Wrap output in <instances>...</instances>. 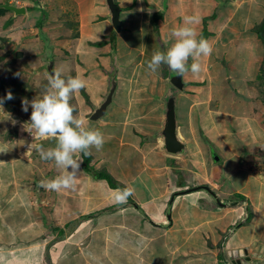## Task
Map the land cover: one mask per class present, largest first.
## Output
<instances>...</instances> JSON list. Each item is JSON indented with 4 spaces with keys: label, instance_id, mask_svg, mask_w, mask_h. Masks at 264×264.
I'll list each match as a JSON object with an SVG mask.
<instances>
[{
    "label": "crops",
    "instance_id": "0c3cea01",
    "mask_svg": "<svg viewBox=\"0 0 264 264\" xmlns=\"http://www.w3.org/2000/svg\"><path fill=\"white\" fill-rule=\"evenodd\" d=\"M83 1L85 0H81V2ZM115 1L120 6V0ZM120 7L122 10V29L125 24L124 19L128 20L132 15H136L139 18L138 31L141 34L140 37H145V44L140 48L126 43L127 47L132 48L131 50L136 49L138 55H132L130 58L136 59L133 65L135 69L130 75L131 78L134 75L138 76L136 68L143 67L147 70L142 63V57L149 51L148 38L153 41L155 47L160 49L159 51H163V47L171 46L170 42L174 43V38L170 39L168 37L169 30L176 28L180 23L183 26L193 27L197 32L198 39L206 30V38H208L211 46L215 43L211 55L201 56L198 59L197 62L201 64V71L198 74L189 71L183 76L185 89L179 95V102L181 103L183 97L186 101H190V104L188 107L189 123H182L181 132L189 145V154L185 156L170 155L160 150V144L157 147L152 146L150 148L143 141L145 138L143 135L146 134L141 131L142 129L136 128L134 124H129L131 121L129 118L130 112L126 110V115H122L119 121L114 123L108 121L107 125L104 126L108 130L107 142H104L100 149L92 147L89 150V153L93 156L92 168L107 171L117 182L123 186L126 184L132 190V195L127 197L125 204L135 203L146 214L149 211V215L154 216L151 219L153 218L154 220H152L157 221L156 223L161 226L151 224L135 207H127L122 209L125 212H119L118 205L124 206V203L115 202L113 199V195H116V189H112L106 181L97 179L92 173H87L83 169V159L79 153L75 155L81 163V174L78 175L72 188L61 189L57 192L46 190L41 187L40 182L42 180H52L58 175L66 174V170L57 168L54 161L42 159L39 153H36L33 159H29V165L22 163V166L21 163H18L15 167L13 165L15 156L14 153L11 154L13 151L11 144L6 147V153L3 149H0V170L3 168L4 173L2 174L4 176L15 174V177H18L22 184H25L23 180L27 177L29 180L31 176L35 178L38 176V185L46 191V201L49 204L43 208L36 209L37 206L33 207L34 212L36 213L37 210V214L39 210L48 212L47 208L50 207V211L52 210L55 216L61 212L63 217H66L67 215H73L76 210H78L76 211L78 215L65 222L64 227L56 225L55 228L59 233L57 236L60 237L63 232L66 240L63 238L64 240L61 239L51 246L49 242L54 229H52L51 235H44V240H42L43 236L41 240L37 241L39 232L36 214L31 216L29 222L18 221V226L20 224H25V226L10 229L12 232L14 231L10 236L11 239L5 237L7 234H4V239H10L12 243L7 244L5 240H0V262L2 261L0 264H9L3 260L6 259L7 255L13 253L16 255L17 253H24L26 257L31 256L28 264H61L60 256L72 244L70 240H73L77 235H83L81 239L77 238V241L83 248H86L84 257L80 261L68 259L67 257L66 260L62 261L63 264H221L225 261L224 256L229 250L247 249L253 244L251 241L248 242L242 239L239 234L236 235L237 231H233L230 237L223 240V235L231 231L230 226H235L237 222L234 220L229 221V219L227 222L224 221V211L229 206L227 208L220 206L216 208L214 200L211 197L209 198L208 193L204 191L187 193V191L188 188L202 185H208L216 193L222 191V189L224 190L223 184H221L224 168L222 169V167L210 163V160L213 161L214 159L212 155L216 154L222 159L221 152L219 153L220 149L228 151V159L237 160V167L239 166L238 162L243 160L244 155L246 159H251L255 155V152L249 154L250 151H248V147L251 145L249 143L250 139L255 143L256 148L259 147L256 153L264 150L263 122H257L253 118L251 120L247 117H235V119L232 118L233 114L231 112L213 111V107L216 109L221 107V93L215 99L214 87L217 84L220 85L218 80H220L227 58H231L235 54L238 44L243 42L247 32L251 31L252 33L254 28L264 21V0H132L131 3H125L123 7ZM80 9L77 10V14L81 15V17L78 16L80 21L77 23L78 30L83 31V33L80 36L77 33L75 39L79 41V44L81 41H85V38L87 42H91L93 45L104 42L107 49L103 51L110 53L113 49L112 39L114 35L111 33L113 25L110 21L109 9L100 15L97 10ZM157 13H160L162 18L157 20L156 29L154 16ZM190 16L195 17L198 22L193 25H185V17ZM97 32H100L101 36H98ZM121 33H119L116 43L119 42L118 38H121ZM103 34L108 36L103 37ZM249 38L253 37L249 35ZM168 42L169 46L166 44ZM247 42H249V39ZM253 42H255L254 39ZM86 43L84 42L81 45L82 48L83 45L86 46ZM256 43L258 42L256 41ZM216 46H218L219 51H216L215 54L214 48ZM86 51H89V49H86ZM250 60L251 58L248 57L245 61L248 68L249 63H251ZM105 61L106 59L103 60L104 63ZM212 62L221 65L214 72L211 69V67L213 68ZM109 63L108 60L106 66ZM116 64L115 56L111 60V68H103L100 71V73L105 72L104 76L102 75L101 88L104 87V81L109 84L108 77L114 68L117 69V79L119 78V69ZM124 64L125 66L130 65L127 62ZM161 66V71H166L167 78L163 77L162 73L160 75L157 72L155 73L158 75L159 81L164 82L162 92H158L159 95L165 93L170 77L168 66ZM235 69H237L236 66ZM252 75L254 76L253 72H251L249 80ZM149 76L151 75L144 72L140 74L141 78L148 77L149 79ZM214 80H217L216 85ZM123 81L125 84V80ZM252 81L250 80V82ZM104 93L103 88L101 95L104 96ZM130 100V103H126L128 107L137 105L138 100L133 98L132 94ZM214 113H218L225 118L228 117L230 121L228 123H223L222 119L218 121ZM209 115H211L213 123H206ZM232 119L240 122L231 123ZM200 126L204 130L203 133L198 130ZM156 129L157 131L161 129L160 123H157ZM186 131L189 132L188 135H185ZM50 139L54 138L44 141L47 142ZM110 145H113V148H108ZM114 161L119 162L115 164ZM42 165L48 167L51 173L46 171L42 176L38 173L36 175L34 168ZM20 166H22L23 172ZM4 167L9 168L4 169ZM225 169L228 170L227 166ZM251 172L255 173V170L251 168L247 179L253 181V178H255L254 182L260 188L259 194L255 198L262 202L264 190L261 191L259 184L262 182L257 179V176H252ZM191 178V181H193L192 186L188 185L191 183ZM26 184L24 188L22 187L26 191L24 197L30 198V201L32 199L36 201L34 196L36 191L34 184L36 182L33 184V182L28 181ZM2 185L0 189L4 194L1 192L0 208L6 206L8 217L16 218V211L20 207L21 197L16 198L18 196L17 192L15 198L6 200L8 192L15 190V187L12 189L9 184ZM27 186L28 188H25ZM183 187L186 192L182 191L183 189L181 190ZM92 190L94 191L91 192ZM80 191H84L85 194H81ZM239 191L233 189V195L236 197L238 195L244 197L248 195ZM179 192L185 193L175 199L171 221L169 222L167 220L168 206L172 195ZM101 194H104V197ZM194 195L196 197L193 199ZM100 197L103 199L101 200ZM26 201L28 200L26 199ZM92 201L96 205H90ZM29 202H27L28 210L32 208L29 206ZM102 205L105 207L100 211V215H96L95 210ZM77 206H81L85 211L83 212L81 207L77 208ZM149 206L152 207L149 209ZM22 207L24 206L22 205ZM130 210H132L131 217H128L130 216ZM3 213V221L6 223V218L4 219L6 216L5 210H3ZM85 213L88 214V217H81ZM57 217L59 218V216ZM44 218L41 219L43 223ZM51 219L46 218L47 225L54 222ZM64 220L63 218L62 221ZM42 221L40 222L42 223ZM34 225L36 227L32 230ZM66 227H73V232L66 235V229H64ZM242 227H245V225L240 226L239 230H242ZM5 244L8 248L5 247ZM21 244H24V246ZM120 254L122 258L117 263ZM46 255H49L50 258L48 263H45L44 258Z\"/></svg>",
    "mask_w": 264,
    "mask_h": 264
},
{
    "label": "rangeland",
    "instance_id": "374dc122",
    "mask_svg": "<svg viewBox=\"0 0 264 264\" xmlns=\"http://www.w3.org/2000/svg\"><path fill=\"white\" fill-rule=\"evenodd\" d=\"M3 4L16 5L18 7H26L28 9L27 14L19 15L17 17L13 12L10 11L0 15V83L6 81L9 86L7 87L6 85V88L0 86V99L5 100L7 93L10 90L9 88H12L13 91H15L14 100L9 105V107L12 109V112H9L4 105L0 104V149L5 151L6 147L12 144L11 147H13V151L11 154L14 153L15 156V161L13 162L15 167L18 165V163H21L22 166V163H24V165H29V159H33L34 155L39 153L37 151L38 147L42 146L43 149L47 150L56 147L57 145V141L55 139H50L47 142L41 139L34 140L32 136V134L34 135V132L31 134L23 127L22 123H19L17 120H15V117H21L28 121L30 120L31 108H29V111L25 113L22 110V100L27 98L29 101H31L43 93L47 86V75L52 71L49 69L51 66L52 69H60L62 71L63 78H67L69 76L75 77L79 75L81 79L84 80L85 87L79 92L73 94L70 99V104L75 109L74 115L84 120L85 128L99 130L103 135L104 142H107L108 136L106 135H108V130L106 129L107 127L104 126L107 125L108 121H113V123L115 121H119L122 115H126V110L127 112H130L129 118L131 121L128 123L131 125L134 124L136 128L142 129L141 131L146 134L143 135L145 136L143 140L145 144H148L150 148L152 146H159V141L152 140V137L156 134L155 132H157V123H161V119H163L164 105L163 103L159 102V98L162 95H159L158 92H162L164 82H160L158 75L155 73L157 72L159 75L162 73V76L165 78H167V74L166 71H161L162 66H160V68L155 72L151 70V72L148 71L149 69L147 64L151 60L153 52L160 50L155 47L153 45V41L148 38L149 51L145 56L142 57V63L146 66L147 70H145L143 67L136 68L138 76L134 75L132 78L130 77L131 73L135 69L133 65L134 61L136 60L130 58L132 55H138L136 54V49L131 50L132 48L130 49V47H127L126 43L132 46L135 45L138 48L145 44V37L142 36L141 38V34L138 31L140 25L138 16L132 15V17H129V21L126 20V18L124 19L125 24L122 29V36L121 38H118L119 42L116 44L113 43V49L110 51V53H105L103 50H106L107 47L104 46L105 44L103 42L99 41L100 43H103L102 45H93L91 42H87L85 38V41H81L79 44V41L75 38H77V33L79 36L83 33V31L78 30L79 26L77 22L80 21L79 17H81V15L76 14L77 10L80 8V10H97L100 15L104 11L108 10L106 0H85L83 2H81V0H0V6ZM44 15L46 16V21L40 29L37 23L41 21L42 17H45ZM53 20H55V22H53ZM70 20L74 23L73 28H69L67 26V24L69 25V22H71ZM181 26H183L182 23L178 24L176 28ZM171 31L172 29L168 32V37L170 39H172L170 35ZM111 33L112 35H115L116 38L119 36V33L115 31L114 28H112ZM252 33L251 31L247 32L243 42L238 44L235 54L232 55L231 58H227L220 80H218L220 85L217 84V80H214L215 85L217 84L216 87H214L215 99L221 93V107H219V109L213 107V111L216 110L231 112L233 114L232 118L247 117L251 120L253 118L254 121L256 120L257 122L261 121L264 123V82L259 79L264 61V44L261 42V40H259L258 35L254 30ZM97 34L98 36H101L100 32H97ZM248 34L253 38H249ZM103 35V37L108 36L107 34ZM248 39L250 43L247 42ZM253 39L255 42H253ZM206 40H208V38H206ZM167 41L170 42L168 39ZM256 41L258 43H256ZM84 42L87 43L86 46L83 45L82 48L81 45ZM169 42L166 44L168 45ZM170 43L172 44V42ZM214 45L215 43L212 45V48ZM169 47H163L162 50L166 51ZM86 49H89V51H86ZM216 51H219L218 46L214 48L215 54L217 53ZM115 56L117 60L116 65L119 69L118 88L116 92L117 96L115 95L114 103L109 107L105 118L98 122L91 121V115L94 113L95 109L98 108L100 103L103 102L105 98L104 96L107 93L106 91L107 89L109 90L110 87V83L108 84L107 81H104V87L101 88L102 78L105 72H101V74L100 71L103 70V68H111V60ZM248 57L249 59L251 58V63H249L250 69L247 65H245V61H247ZM104 59H106L105 63L103 62ZM108 60L110 63L108 66H106ZM125 62L130 65L125 66ZM191 63L192 60L189 59L188 64L190 65ZM212 63L213 68L211 67V69L213 72L219 69V66H221L218 64L216 65L215 62ZM235 66L237 69H235ZM249 70L254 73V76L252 75L250 79L251 81L253 80L252 82L249 80L251 76V72H249ZM142 72L150 74V78H141L142 76L140 77V74ZM108 78L110 80V76ZM123 80H125V84ZM103 88L105 92L104 96L101 95L103 93ZM131 94L133 98L138 100V102L137 105L128 107L127 104L131 102ZM189 104L190 101H186V99L183 97L181 99V103H178L177 113L181 123H189ZM214 114L218 121L221 119L223 123H228L230 121V118L228 117H226V119L218 113ZM239 122L240 121L232 119L231 123ZM206 123H213L211 120V115L207 116ZM198 130L202 133L204 132L201 126L198 128ZM256 132H258V130H256ZM188 133L189 132L186 131L185 135H188ZM249 143L251 144L248 147V151H250L249 154L255 152V155H253V158L251 159H246L244 155L243 160L238 162V167L240 168L237 167V160L228 159V151L224 149L219 150V153L221 152L220 154L222 159H220V157L217 155L214 157L213 161L212 159L210 160V163L212 162L214 165L222 167V169L224 168L223 177L221 180L224 190L222 189V191L217 193L220 200L227 202L229 206V208L224 211L223 219L225 222H227L228 219L229 221H237L235 226H230L229 229H231V231L223 235V240H226L228 237H230L233 231H237L236 235L239 234L242 239L247 240L248 242L251 241L254 244V247L252 244L251 247L247 248L249 256L252 258L248 264H264V199H262V202H259L255 198V196H257L260 191L259 186L254 182L255 178H253V181L247 179V176L252 168V170H255V173L251 172L252 176H257V179L262 182L259 183L261 191L264 190V150H262L260 153H256L257 148L259 147L256 148L255 143L252 142L251 139ZM31 144V151L27 153L28 147ZM108 148H113V145H110ZM160 150L163 151L161 145ZM217 158L219 159L217 160ZM118 162L119 161H114L115 164H118ZM22 166H20V169L23 172ZM226 166L228 170L225 169ZM8 168L9 167H4V169ZM93 168L95 171H103V169L100 170L96 169L95 167ZM49 170L50 169L44 165L34 168L36 175L39 174L40 176H42L44 172L46 173V171L51 173ZM3 171L4 170L2 168L0 170V187L2 188V184H9L11 185L12 189L15 187V190L8 192V198L6 200H12L15 198V195H17L18 192V196H16V198L21 197V204L18 211H16V218L8 217L6 206H1L0 227L2 229L0 228V240H5L7 244L12 243L10 242V236L14 232H12V230L14 228L17 229L25 226V224H20L18 226V221L29 222L31 216L35 214L38 218L37 226L39 239H37V241L41 240L45 234L51 235L52 229H54V231L52 232V236L50 238L51 241L49 243H52L53 241H60L61 239L64 240L65 238L63 239L57 236L59 233L55 227L56 225L64 227L65 222L75 218L76 215H78L76 212L78 210H76L73 215H67L66 217H63V214L60 212V214L57 215L59 218L55 216L54 213H52V210L50 211V207L47 208L48 212L39 210L37 214V210L35 213V209L33 207L37 206L36 209L43 208L49 204V202L46 201V191L38 185V176L36 178L31 176L29 180L27 177L25 180H23L25 184L28 181L33 182V184L36 182V184H34V188L36 190L34 196L36 201L34 199L30 201V198L24 197V194H26V191L23 189L25 184H22L18 180V177H15V174L13 176L9 174L8 176H4L2 174L4 173ZM81 172L82 171H80L79 174H81ZM58 174H60V172H58ZM191 180L192 178L190 181ZM102 184L105 185L104 182H102ZM188 185L192 186L193 181H191V183ZM128 187L129 186H126L125 184L123 189ZM25 188H28V186ZM233 189L240 190L239 192L243 194L247 193L248 195L245 196V200H241L240 198L234 196ZM100 190L103 192L101 188ZM181 190L186 191L184 190V187L181 188ZM93 191L94 190L91 192ZM1 192L2 191L0 189V195ZM80 193L85 194L84 191H80ZM2 194L4 193L2 192ZM101 195L104 197V194ZM115 196L116 195L114 194L113 199L116 202ZM195 197L196 195H194L193 199ZM210 197L211 196H209V198ZM26 199L28 201H26ZM100 199L102 200L103 198L100 197ZM126 201L123 202L124 206L119 207V212H121L124 208L133 207L130 205V203L125 204ZM27 202H29V206L32 207L29 210ZM10 203L12 202L10 201ZM22 205L24 207L21 208ZM90 205L96 204L94 201H92ZM215 205L216 208H219V205L216 203ZM79 207L77 206V208ZM104 207L105 206L103 205L97 207L95 214L100 215V211ZM151 207L152 206H149V209ZM81 209L83 212L85 211V209L82 207ZM135 209H137L140 214H142L144 218L147 219L149 211L146 215H144L145 211H143L141 208L136 207ZM3 210H5L6 216L4 219L6 218V223L3 221ZM130 211V216L128 217H131L132 210ZM122 212H125V210ZM251 214L252 219L250 222H247L248 216ZM81 217L86 218L88 217V214L85 213L84 215H81ZM149 217L154 216L149 215ZM238 217L241 218L238 219ZM42 218L45 220L44 223L41 220ZM46 218H52L54 220L51 219V221L54 222H51L49 225H47ZM63 218L65 219L64 221H62ZM40 221H42V223ZM242 225H245V227H242V230H239L240 226ZM35 227V225L32 226V230L35 229ZM64 229H66V235H69L74 230L73 227H66ZM4 234H7L5 237L10 239H4ZM82 237L83 235H77L73 238V240H70L72 244H70V247L66 248L62 256H60L62 261H64V259L66 260L67 257L68 259L80 261V259L84 257L86 248H83L77 241V238L81 239ZM44 239L45 236L42 238V240ZM7 244H5V247H7ZM21 245L24 246V244ZM255 251L258 253L256 257H254ZM121 258L122 256L120 254V256L117 258V263L121 261ZM30 259L31 256L26 257L24 253H17V255L13 253L11 255H7L6 259L3 261H6L9 264H28ZM44 259L45 263L50 262L49 255H46ZM224 259L225 261H223V264H234L233 261H236L234 258L229 259L228 252L226 253V256H224ZM62 261L61 264H63ZM0 263H2V261Z\"/></svg>",
    "mask_w": 264,
    "mask_h": 264
},
{
    "label": "clouds",
    "instance_id": "9594fccd",
    "mask_svg": "<svg viewBox=\"0 0 264 264\" xmlns=\"http://www.w3.org/2000/svg\"><path fill=\"white\" fill-rule=\"evenodd\" d=\"M131 2L132 0H120V6L123 7L125 3ZM141 11L143 10L141 9ZM197 22L196 18L191 16L185 17L184 20L185 25H193ZM170 35L174 38V43L166 51L153 52L151 60L147 64L148 69L155 72L161 65H167L178 77H183L189 71L193 74H198L201 71V64L197 62L198 59L201 56L206 57L212 53L210 42L203 38L198 39L197 32L191 26L174 28ZM189 59L192 60L190 65L188 64ZM84 87L85 82L79 75L63 78L62 71L53 68L51 73L47 75V86L43 93L31 101L27 98L22 100V110L25 113L31 108L30 120L25 122L23 127L31 134L34 132V135L32 134L34 140L54 138L57 141V145L54 148L47 150L43 149L42 146L37 148L41 158L54 161L57 168L66 170V174L58 175L52 180H42L40 182L41 187L46 190L59 192L61 189L72 188L81 171V163L75 154L83 153L87 155L92 147L100 149L103 146L102 133L99 130L85 128L84 120L74 115L75 109L70 104L73 94ZM107 95L105 94V99ZM13 98V94L9 91L6 99L12 100ZM2 103L3 100L0 99V104ZM31 148L32 144L29 145L27 153L31 151ZM215 155H213V158ZM115 191V199L118 203L125 202L127 197L132 195L130 188L116 189ZM213 192L217 195L215 191ZM136 207L139 206L136 205Z\"/></svg>",
    "mask_w": 264,
    "mask_h": 264
},
{
    "label": "water",
    "instance_id": "95a60500",
    "mask_svg": "<svg viewBox=\"0 0 264 264\" xmlns=\"http://www.w3.org/2000/svg\"><path fill=\"white\" fill-rule=\"evenodd\" d=\"M107 7L109 9V16L111 24L113 25L114 29L121 33L122 31V20H121V7L117 4L115 0H106ZM1 8H4L6 10H9L15 14V16L19 15H25L27 14V8L26 7H18L16 5L11 4H3L0 6ZM52 70V66L49 68ZM110 90L108 95L106 96V99L101 104L100 107L96 108L94 113L91 115L90 120L98 122L102 120L109 110V107L114 103V96L117 89V69L114 68L113 72L110 74ZM185 89V82L183 77H178L176 73L172 72L170 70V77H169V84L165 91V93L159 98V102L163 103L164 109H163V119L160 123L161 129L152 137V140H158L160 141L161 148L164 152L172 154V155H178V156H185L189 153V145L187 144V141L185 138H183L181 133L182 123L180 122L179 116H178V103H179V95L182 93ZM19 123L24 124L25 122H28V120L23 119L21 117H15ZM216 157V155L214 156ZM218 160V158H217ZM198 191H205L207 192L214 201L220 206V207H227L228 203H223L220 201L219 197L210 189V187L206 185L197 186L194 188H191L187 191V193H194ZM186 192V191H185ZM185 192H179L175 193L168 206L167 211V220L171 221V212L172 207L175 199L184 194ZM131 206L136 207L135 203H130ZM144 213V212H142ZM146 215V213H144ZM147 219L156 226H161L155 221H153L149 216ZM62 238H65L63 236ZM56 243L57 241H53ZM51 243L53 245L54 243ZM248 251L244 249L240 250H233L228 251V257L229 259H235L236 261H233L234 264H241L240 258L245 257L248 255ZM257 254H254V257H256ZM239 261V262H238ZM250 259L248 258V261L244 264H248Z\"/></svg>",
    "mask_w": 264,
    "mask_h": 264
},
{
    "label": "trees",
    "instance_id": "16d2710c",
    "mask_svg": "<svg viewBox=\"0 0 264 264\" xmlns=\"http://www.w3.org/2000/svg\"><path fill=\"white\" fill-rule=\"evenodd\" d=\"M32 1H36V0H32ZM28 11V9H27ZM5 12H9V10H6L4 8H1L0 7V15H3ZM11 12V11H10ZM77 14V12H76ZM45 16V15H44ZM162 18V15L160 13H157L155 16H154V23H155V26H156V22L157 20L161 19ZM46 21V16L45 17H42L41 18V21L37 23L38 27L41 29L42 28V25L44 24V22ZM71 21V20H70ZM53 22H55V20H53ZM58 22V21H56ZM67 24V23H66ZM67 26L69 28H73L74 27V23L71 21L69 22V25L67 24ZM156 29H157V26H156ZM254 31L255 33H257L258 35V38L261 40V42L264 44V21L261 22V24L257 25L255 28H254ZM78 35V34H77ZM206 36H207V31L204 30V32L202 33L201 37L200 38H203V39H206ZM116 36L114 35L113 36V43H116ZM104 43V42H103ZM103 43H99V45H102ZM105 44V43H104ZM259 79L262 80V82H264V61H263V65H262V68H261V73H260V76H259ZM7 85L8 86V83H6V81H3L0 83V86H3L5 87ZM6 88V87H5ZM11 91V93L13 94V97H15V91H13L12 88H9ZM8 91V92H9ZM7 97V96H6ZM14 100V98L12 100H7L5 98V100H3V103L1 105H4L5 108L9 111V112H12V109L11 107H9V105L11 104V102ZM81 156L83 157V169L89 173V172H94L93 175L99 179V180H105L109 186L112 188V189H123V185L119 182L116 181V179L111 175L109 174L108 172L106 171H95L94 168H92L91 166V163L93 161V156L89 153L87 155L83 154V153H80ZM238 198H240L241 200H245V197L242 196V195H238ZM119 207L122 206V205H118ZM114 208V207H113ZM115 210V209H113ZM252 219V214L250 216H248V219H247V222H250ZM61 236H63V232L61 233ZM60 236V237H61ZM58 242V241H57ZM223 264V262L221 263ZM225 264V263H224Z\"/></svg>",
    "mask_w": 264,
    "mask_h": 264
},
{
    "label": "flooded vegetation",
    "instance_id": "af4514ba",
    "mask_svg": "<svg viewBox=\"0 0 264 264\" xmlns=\"http://www.w3.org/2000/svg\"><path fill=\"white\" fill-rule=\"evenodd\" d=\"M108 89H107V93H108ZM106 93V94H107ZM105 97V96H104ZM105 99V98H104ZM104 101V100H103ZM101 103H103V102H101ZM100 103V104H101ZM241 249V248H240ZM240 249H238V250H240ZM235 250V249H234ZM244 250H246V249H244ZM229 251H231V250H229ZM251 254H253V253H251ZM255 254H257L258 255V253H256V251H255ZM248 258L249 259H252L250 256H249V254L248 255H246L245 257H243V258H240L239 260L241 261V264H244L245 262H247L248 261ZM239 262V261H238Z\"/></svg>",
    "mask_w": 264,
    "mask_h": 264
}]
</instances>
